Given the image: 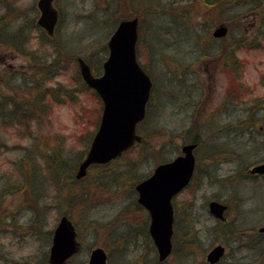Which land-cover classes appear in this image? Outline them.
<instances>
[{"label": "rangeland", "instance_id": "obj_1", "mask_svg": "<svg viewBox=\"0 0 264 264\" xmlns=\"http://www.w3.org/2000/svg\"><path fill=\"white\" fill-rule=\"evenodd\" d=\"M166 1L173 3L167 10H158L151 0H114L117 10H106L99 0H63L59 29L65 42L64 53L89 56L91 60L106 53L104 44L114 28L110 21L123 15L140 16L137 59L151 75L152 88L148 113L140 125L141 132H149L148 141L135 146L129 154L135 163L119 160L105 170L90 168L85 178L70 184V189L61 187L58 199L50 176L43 187L39 186V170L43 173L52 164L49 172L56 177L65 163H72L66 171L74 174L82 159L79 150L86 148L96 128L100 101L73 76L77 68L69 55L62 58L63 69L59 71L37 61L40 55L32 59L33 65L46 66L39 72L44 78L32 76L36 85L33 90L28 82L25 86L23 78L13 76L0 85V91L26 95L32 104V119L26 127L10 126L0 120V188L5 178L15 182L19 169L28 168L23 157H35L39 166L30 162L32 168L25 174V181L36 194L42 193L35 203L26 189L0 191V264H24L28 258L40 264L39 259L30 256H47L51 234L47 237L44 233L53 229L64 212L80 226L81 252L71 264H87L90 249L107 244L111 238L109 264H141L143 259H153L145 233L146 213L136 203L133 186L139 177L149 174L160 158L168 159L177 153L187 125L194 126L196 121L201 138L195 151L196 172L175 196L178 236L184 240L177 246L184 250H175L164 264H204L205 253L213 244L235 246V239L237 243L247 242L249 234L264 225V177L251 176L243 168L245 163L249 166L264 160V47H250L264 26V3L249 9L257 0H225L226 11L218 14L212 5H202L204 0H160L167 6ZM220 23L228 25L227 36L219 43L208 39L206 45L213 28ZM258 39L264 43L261 34ZM9 49L7 43H0V51L14 54ZM213 49L219 51L214 56ZM221 53L223 57L219 59ZM25 63L22 55L8 56L6 63L0 62V72L19 71ZM48 69L51 74L47 76ZM46 86L53 89L44 92ZM56 87L60 90L54 91ZM230 88L237 92L230 91L226 98ZM0 112L7 110L0 107ZM216 150L218 155H214ZM221 153L224 154L219 156ZM74 161L77 162L73 164ZM126 165L137 176L134 183L124 180ZM68 194L74 200L70 204L65 202ZM212 198L230 203L228 221H233L237 231L246 229L241 240V232L232 238L223 235L220 226V230L213 227L216 221L206 209V202ZM36 208L42 209L39 220L35 218ZM9 215L13 217L10 222ZM105 227L111 233L104 231ZM125 233L127 237L115 238ZM226 251L231 250L227 247ZM255 252L251 249L237 255L245 262Z\"/></svg>", "mask_w": 264, "mask_h": 264}, {"label": "water", "instance_id": "obj_2", "mask_svg": "<svg viewBox=\"0 0 264 264\" xmlns=\"http://www.w3.org/2000/svg\"><path fill=\"white\" fill-rule=\"evenodd\" d=\"M46 2L47 0L40 2L42 16L39 22L50 32L55 21V12L48 10ZM226 31L227 27L221 24L212 34L221 37ZM136 40L137 18L123 19L108 40V55L103 62V73L100 76H93L83 59H78L83 80L99 94L103 108L99 126L89 149L78 164L76 178L83 176L90 164L105 163L140 140L136 133V124L144 117L151 80L137 62ZM194 147V143L184 144L180 155L170 161L159 163L149 177L135 185L137 201L149 212L148 230L160 261L171 251L173 221L171 198L192 176ZM250 172L264 174V162L252 166ZM226 207V204L217 200L208 202V211L216 218H224L223 212ZM259 230L264 231V226ZM78 248L75 227L63 214L53 229L48 255L49 264H66L67 258ZM223 251V246L215 245L206 255L207 261L214 263L221 257ZM88 264H106V254L101 247L91 250Z\"/></svg>", "mask_w": 264, "mask_h": 264}, {"label": "flooded vegetation", "instance_id": "obj_3", "mask_svg": "<svg viewBox=\"0 0 264 264\" xmlns=\"http://www.w3.org/2000/svg\"><path fill=\"white\" fill-rule=\"evenodd\" d=\"M39 1L0 0V10H2L0 13V43H7L9 48L14 52L11 55L8 50L0 51V62L6 63L7 57H14V55H22L26 59L24 68L19 71L0 72V85H3L5 81L7 82L9 80L8 76L23 78L25 86L27 82L30 84L29 76L31 77L33 68L31 60H37L39 55L37 61H42L46 66L47 62L52 63L59 56V60H62L64 57L63 51H60V48L63 49L64 41L59 29L63 15V0H50V5L56 10L57 14V20L51 34H48L45 28L38 24L41 10ZM107 3L111 7L112 0H107ZM38 45L43 47L37 50L34 47ZM75 56L72 55L73 58ZM46 66L39 65L40 68H45ZM16 73L20 74V76H16ZM27 74L29 75L27 76ZM9 88L11 87L9 86ZM25 97L26 95L19 96L17 93L8 94L0 91V103H2L3 108L9 111L15 110L16 108H28L30 103Z\"/></svg>", "mask_w": 264, "mask_h": 264}, {"label": "trees", "instance_id": "obj_4", "mask_svg": "<svg viewBox=\"0 0 264 264\" xmlns=\"http://www.w3.org/2000/svg\"><path fill=\"white\" fill-rule=\"evenodd\" d=\"M150 1V0H149ZM152 2V4L154 3V5H156L157 6V9L158 10H163V8H164V10H167V9H169V8H167L169 5H171V4H173L172 3V1H170V2H168V1H166L167 2V6L164 4H162L161 2H160V0H157V2L155 1V0H151ZM226 1L225 0H204L203 2H201L202 3V5H204V6H207V5H212L214 8H215V13L216 12H218V14H221L223 11H226V8H227V4L225 3ZM264 3V0H257V3H256V5L255 4H253L251 7H249V9H254V8H256V7H258V6H260V5H262ZM173 6V5H172ZM117 20L116 19H114V20H112V24H113V22L115 23ZM209 29H210V27H208L207 28V32L209 31ZM260 34L263 36V38H264V26L261 28V30L258 32V34L256 33V36L258 35V38H260ZM200 35V34H199ZM257 38V39H258ZM208 39L209 40H211L212 38L211 37H208L207 38V40H206V42H205V44L206 45H208L209 44V41H208ZM259 40V42H258V44H255V46H250V47H264V43L262 42V41H260V39H258ZM199 43V42H198ZM199 45V44H198ZM197 45V46H198ZM249 46V45H248ZM217 48L219 47V46H216ZM209 52V51H208ZM219 51H216L214 54H213V56L216 54V53H218ZM210 53V52H209ZM223 54V53H222ZM221 54H219L218 55V58H220L219 56H220ZM88 59H89V56L87 57V61H88ZM89 62V61H88ZM223 63L224 64H226V58H223ZM89 64H90V66L92 67V69H93V71H98L99 70V68H100V65H101V61H99V62H97V63H91V62H89ZM48 90H49V88H48ZM44 95V94H43ZM42 95V96H43ZM195 107H196V105H194ZM198 123V122H197ZM196 123V124H197ZM196 124L193 126V125H191V126H188V128H187V132H186V134L185 135H183V141H186V142H197L198 143V145H200V142H201V138H200V136L198 135V133L196 132V128H195V126H196ZM148 138V137H147ZM146 137H144L143 139H142V141H141V145H144L145 144V142H146ZM87 145H88V143H87ZM87 145H86V147H87ZM132 149V148H131ZM131 149L128 151V152H126V153H124V155H122V156H120L119 158H117L118 160H116V161H119V160H126V163L127 162H129V161H131L132 163L134 162V160H130V158H129V154H130V152H131ZM85 151H86V148H82L81 150H79V152H81V154H80V156L79 157H82L83 156V154L85 153ZM217 151V150H216ZM215 151V153H214V155H218L220 152H216ZM150 152H154V151H150ZM221 154H223V153H221ZM220 154V155H221ZM26 156H27V154H26ZM160 157V156H159ZM36 158L34 157V158H32V157H30V158H27V157H23L22 158V162H28L29 163V166H28V169H30V168H32V166L30 165V162L31 161H33L34 162V164H38V162H36V160H35ZM66 160V159H65ZM163 160V158H160L159 159V161H162ZM115 161V162H116ZM77 162V161H76ZM75 161H74V163L73 164H75L76 163ZM113 163L114 162H112V163H107V164H104V165H94V167L95 168H97L98 170H105L106 169V167H110V166H112L113 165ZM135 163V162H134ZM46 165H48L47 163H46ZM50 165H52V164H49L48 165V167L46 168L47 169V171H44L43 173H42V169H40L39 171H40V177H41V184H39V186H42L43 187V184L45 183V178L46 177H48V176H50V179H49V182H50V185H53L54 186V188H55V192H56V195H54V196H57V198L59 197V195L60 194H58L59 192H60V188L61 187H68V189H70V184L71 183H74V177H73V174H69V172H67L66 170H67V168L68 167H70V165H72V163L71 164H66L65 163V165H63L64 166V168L62 169V171L61 172H59V174H57V176L56 177H52L51 175H50V172H49V169H50ZM124 165V164H123ZM246 165V163L244 164V167L243 168H247L248 167V165L247 166H245ZM38 166H39V164H38ZM131 168L132 167H130L129 165L127 166L126 165V168H125V172H124V174H123V176H125V178H124V180L126 179V181H128L129 182V180H131L133 183H134V181L136 180V178H132L133 176V174H132V172H131ZM29 171V170H28ZM28 171H24L23 169L21 170V169H19V172H18V174H17V176H16V180H15V182H10L9 181V179L8 178H5L4 179V181H5V183L3 182V183H1L2 184V186H1V188H0V191H3V189H5L6 188V190H4L3 192H9V191H20V190H23V189H26V193L27 194H29L30 195V197L32 198H34V202L35 203H38V201L40 200V199H38L40 196L39 195H42V193H39L38 191V194H36V192H34L33 191V189L31 188V187H29L27 184H26V181H25V174H28ZM24 172V173H23ZM72 179V180H71ZM77 181V180H76ZM81 181V180H80ZM79 180H78V182H80ZM131 182V183H132ZM15 185V186H14ZM2 192V193H3ZM82 195V194H81ZM59 199V198H58ZM72 200H73V198L71 197V194H68L67 196H66V198H65V202L66 203H72ZM74 201V200H73ZM229 203V202H228ZM229 205H230V203H229ZM41 212H42V209L41 208H36L35 209V213H36V215H35V218L37 219V220H39V218H40V216H41ZM0 219H2V217H0ZM13 219V217H12V215H9V216H7V221L8 222H10L11 220ZM177 223H178V218L174 221V234H173V249H175V250H179L180 252H182L183 250H184V248L182 247V248H180L179 249V246H177V244L178 243H183L184 242V240L183 239H179V236H178V234H179V229L177 228ZM235 224H233V221H228V219H227V221H224V222H221V221H216L215 223H214V226L213 227H216V229H218V230H220L219 229V226L221 227V228H223L224 229V231H222L223 232V235H225V236H231L232 238H235V236H236V234L237 233H239V232H241V237H240V240L242 239V237H243V235H242V233H244L245 231H246V229L245 230H243V231H237L236 230V228H235V226H234ZM237 225V224H236ZM108 229H109V227H105V228H103V230L104 231H108ZM41 230L39 229V232H40ZM78 232H80V229L78 228ZM45 233L47 234H50V230L47 232V231H45ZM44 233V234H45ZM111 233V232H110ZM216 235H217V233H215ZM255 236V234H253L251 237H254ZM228 238H230V237H228ZM262 238V239H261ZM255 240H256V242H255V244L254 245H252V244H250L251 242H244V243H242V242H239V243H237L236 241V239H235V242H234V245L235 246H233V245H231V246H229L228 244V246H229V249L231 250L230 251V259H232V261H231V263H229V261H228V263L227 264H233V260H237V262H236V264H246L244 261H241V260H239V258L240 257H238V255L237 254H242L243 252H247V251H249V250H251V248L253 249V250H255L256 252H255V254H253V256L251 257V259H250V262H256V264H264V236H259V235H257L256 236V238H254ZM189 240V239H188ZM111 241H113V239L111 238V240H109V242H107V244L105 243V244H103L104 245V247L106 248V250L109 252L110 250H111V248H110V245L112 244V242ZM188 244H192L191 242H188ZM191 246V245H190ZM190 248V247H189ZM110 253V252H109ZM31 258H37V259H39V261H40V264H45L46 263V253L45 254H42L41 256H35V255H32V256H30ZM36 259V260H37ZM42 261V262H41ZM153 262H156L157 263V261H156V259H153ZM24 264H33V261H32V259H30V258H28L27 260H25L24 262H23ZM225 263V262H224Z\"/></svg>", "mask_w": 264, "mask_h": 264}]
</instances>
